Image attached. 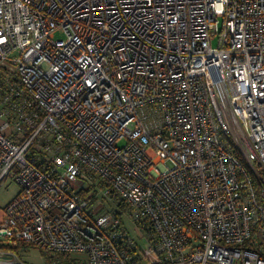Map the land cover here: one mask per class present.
<instances>
[{"label":"built area","instance_id":"2783aa9c","mask_svg":"<svg viewBox=\"0 0 264 264\" xmlns=\"http://www.w3.org/2000/svg\"><path fill=\"white\" fill-rule=\"evenodd\" d=\"M9 181L0 264H264V0H0Z\"/></svg>","mask_w":264,"mask_h":264},{"label":"rangeland","instance_id":"374dc122","mask_svg":"<svg viewBox=\"0 0 264 264\" xmlns=\"http://www.w3.org/2000/svg\"><path fill=\"white\" fill-rule=\"evenodd\" d=\"M57 39H65V36L63 33L58 32ZM124 144L122 143L121 146ZM20 192V187L17 186L13 181H9L6 185L0 188V208H5L13 199H15ZM128 228L130 229L132 235L136 238L137 234L132 228L130 224H128ZM40 253H33L32 256L25 259L27 262H31L33 264H43V262L40 260Z\"/></svg>","mask_w":264,"mask_h":264}]
</instances>
